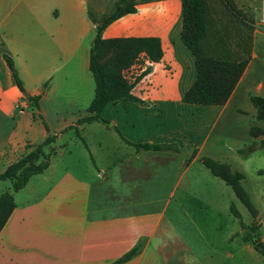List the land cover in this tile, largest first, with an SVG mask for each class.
<instances>
[{
    "label": "crops",
    "instance_id": "1",
    "mask_svg": "<svg viewBox=\"0 0 264 264\" xmlns=\"http://www.w3.org/2000/svg\"><path fill=\"white\" fill-rule=\"evenodd\" d=\"M115 1L0 0V42L11 55L25 92L37 96L44 116L46 110L66 112L61 115V125L18 112L8 131L4 135L0 132V172L48 135L55 136V143L65 131L74 128L85 138L91 123L107 125L80 120L88 115L94 96L89 56L96 24L89 13L100 18L111 11ZM182 2L138 0L135 12L102 31L106 39L156 37L162 56L157 62L145 61L129 71L134 81L138 73L146 70L134 82L130 99L109 102L103 108L101 117L115 129V139L121 146L117 157L99 154L105 164L94 160V180L67 169L55 173L49 160L43 172L31 176L24 187L12 194L15 206L0 230V264H109L142 239L139 253L124 264H197L190 248L181 243L180 234L167 232L159 218L128 215L127 211L91 216L92 219L88 216L91 205L92 213H98L99 201L91 197L95 186L102 183L115 181L124 185L119 190L134 192L160 189L168 180L174 188L182 184L186 189L192 178L183 180V176L198 159L203 163L200 155L211 131L237 97L245 95L252 63L258 57L254 21L244 25L242 0H204L205 33L201 44L205 51L213 57L232 60L249 55L248 63L224 104L182 100L196 76L195 58L180 37ZM2 71L0 113L5 114L11 100L15 104L21 101L24 107L31 105L13 83L6 63ZM263 88L264 84L258 82L257 89ZM110 109L117 113L106 118L105 112ZM252 112L255 116V108ZM197 131L204 134L201 141L196 139ZM255 137L261 141L264 131ZM138 143L166 144L174 149L137 150L133 144ZM34 177L39 178L33 180ZM98 195L100 200H106V195ZM127 201H121L124 207L129 206Z\"/></svg>",
    "mask_w": 264,
    "mask_h": 264
},
{
    "label": "rangeland",
    "instance_id": "2",
    "mask_svg": "<svg viewBox=\"0 0 264 264\" xmlns=\"http://www.w3.org/2000/svg\"><path fill=\"white\" fill-rule=\"evenodd\" d=\"M260 3L261 0H242L244 25L248 26L254 21L253 28L258 31L255 42L258 57L252 63L245 95L237 97L223 113L200 155V158L210 157L215 163L227 166L232 173L242 174L239 183L255 208L256 214L253 216L234 194L231 186L213 175L198 159L188 174L183 176V180L188 176L192 178L186 189H183L182 184L174 188L168 180L164 181L160 189L148 188L134 192L119 190L124 185L115 181L96 185V190L93 191L95 195L91 199L99 201L98 213H92L91 205L88 213L90 219L91 216L118 215L125 211L128 215L153 216L154 219L159 218L160 226L167 232L176 231L180 234L181 243L190 248L197 264H264V258L253 248L252 240L255 234H251L249 241L243 240L248 230L242 229L239 220L231 212L232 205L240 213L245 225L257 227L259 239L264 242V145L254 135L257 128L264 131V120H257L253 116L254 107L248 99L250 95L264 96V88L257 89L258 82L264 84V23L259 18ZM2 48L0 43V52L4 50ZM1 58L0 54V78L3 80L2 69L5 62ZM16 70L14 66L13 71ZM93 86L91 81L92 93ZM1 101L5 102V99L1 98ZM20 109L25 114L32 113L36 119L52 125H61L64 122L61 115L66 114L62 111L46 110L44 116L42 106L24 107L21 101L15 104L11 100L7 102L5 114L0 113L2 135L16 120ZM36 110L40 112V116ZM112 113L116 114L117 111L108 110L105 112L106 118ZM199 120L197 114V125ZM106 124L91 123L85 138L84 133H77L74 128L65 131L52 144L53 153H56H51L49 160L55 173L67 169L79 177L94 180L97 174L94 160L105 164L106 160L98 158L99 154L106 153L117 157L118 146H121L115 139V129L108 122ZM203 137L204 134L197 131L196 139L201 141ZM239 149L244 153L239 152ZM45 152H49V149L45 148ZM34 178L36 179L33 180H38L39 177ZM6 192L14 194L11 182L0 181V195ZM42 192L44 193V190ZM99 193L106 195L104 197L106 200H100ZM124 198L128 200L129 206L124 207L121 202ZM142 241L137 244H141Z\"/></svg>",
    "mask_w": 264,
    "mask_h": 264
},
{
    "label": "trees",
    "instance_id": "3",
    "mask_svg": "<svg viewBox=\"0 0 264 264\" xmlns=\"http://www.w3.org/2000/svg\"><path fill=\"white\" fill-rule=\"evenodd\" d=\"M138 0H116L111 11L100 18L89 13L90 19L96 24L95 36L92 40L89 56V70L94 81V96L87 108L88 115L80 122L106 121L101 117L105 105L121 99H130V90L134 82L139 79L146 70L138 73L134 81L129 77V71L142 65L145 61L157 62L162 56L160 41L156 37H116L103 38L102 31L120 17L135 12V4ZM238 14L240 12H237ZM241 16V14H239ZM242 17V16H241ZM205 33V2L204 0H183L182 2V29L180 37L195 58L196 76L193 84L184 93L182 100L187 103L202 105L224 104L235 88L243 73L248 57L240 60H232L209 55L201 44ZM1 43V42H0ZM2 44V43H1ZM1 57L9 70H14L11 55L2 45ZM12 81L20 93L38 108L37 96L27 95L21 81L15 71L12 72ZM249 100L256 110L257 120H264V96L250 95ZM263 134L261 129H256L254 135ZM55 136L48 135L41 143L33 146L14 163L8 165L0 172V181L11 182L12 191L16 192L25 186L29 178L43 172L49 165L50 154L54 151L52 144ZM264 145V137L261 139ZM137 150H172L170 145H154L148 143L133 144ZM45 148L49 152H45ZM203 164L210 172L221 178L231 186L234 194L246 206L254 216L255 208L249 201L239 181L242 174L230 172L225 165L217 164L210 158H203ZM14 201L12 193L0 195V230L10 216ZM231 212L239 220L245 232L244 239L249 241L251 234H255L253 248L264 258V242L259 239L256 226H247L242 220L240 213L231 205ZM141 244H136L121 256L109 264H124L139 253Z\"/></svg>",
    "mask_w": 264,
    "mask_h": 264
},
{
    "label": "built area",
    "instance_id": "4",
    "mask_svg": "<svg viewBox=\"0 0 264 264\" xmlns=\"http://www.w3.org/2000/svg\"><path fill=\"white\" fill-rule=\"evenodd\" d=\"M259 18L262 23H264V0H261L260 7H259ZM22 112V109H20Z\"/></svg>",
    "mask_w": 264,
    "mask_h": 264
}]
</instances>
